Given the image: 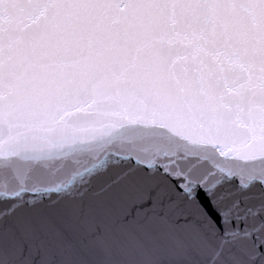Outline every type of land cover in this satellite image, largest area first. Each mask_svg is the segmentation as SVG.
Returning a JSON list of instances; mask_svg holds the SVG:
<instances>
[{
  "label": "snow or ice",
  "instance_id": "1",
  "mask_svg": "<svg viewBox=\"0 0 264 264\" xmlns=\"http://www.w3.org/2000/svg\"><path fill=\"white\" fill-rule=\"evenodd\" d=\"M0 264H264V0H0Z\"/></svg>",
  "mask_w": 264,
  "mask_h": 264
}]
</instances>
